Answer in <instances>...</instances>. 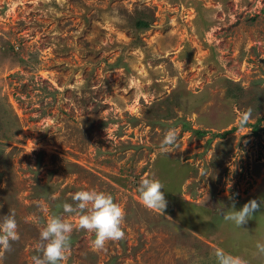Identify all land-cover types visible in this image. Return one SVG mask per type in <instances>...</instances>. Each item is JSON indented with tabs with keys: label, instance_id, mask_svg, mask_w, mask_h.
<instances>
[{
	"label": "rangeland",
	"instance_id": "374dc122",
	"mask_svg": "<svg viewBox=\"0 0 264 264\" xmlns=\"http://www.w3.org/2000/svg\"><path fill=\"white\" fill-rule=\"evenodd\" d=\"M151 175L172 190L163 214L137 192ZM93 189L125 211V238L101 251L62 208ZM252 200L246 224L224 220ZM10 211L20 239L0 264H32L49 216L74 225L62 264H217L216 248L264 264V0H0Z\"/></svg>",
	"mask_w": 264,
	"mask_h": 264
},
{
	"label": "clouds",
	"instance_id": "9594fccd",
	"mask_svg": "<svg viewBox=\"0 0 264 264\" xmlns=\"http://www.w3.org/2000/svg\"><path fill=\"white\" fill-rule=\"evenodd\" d=\"M179 147L177 129L169 128L160 144V151L168 154L173 148ZM162 182L154 175L142 178L137 192L144 207L159 213L164 212L167 201ZM73 204L62 205L64 213L76 214L78 227L87 232L94 233L92 241L94 251L105 249L109 241L118 242L125 238L122 228L125 218L124 209L114 202L111 194L97 190H81L72 195ZM260 204L256 200L249 201L240 210H236L235 203L225 209L223 218L226 222L233 223L238 228L246 224L254 212L258 211ZM18 225L15 213L10 211L8 215L0 217V248L9 250L11 243L18 241ZM74 225L60 216H49L46 225L40 232L41 255L32 257V264H62L70 251L71 234ZM257 253L264 255V243L257 242ZM214 255L217 264H248V261L240 256H234L225 252L222 248H216Z\"/></svg>",
	"mask_w": 264,
	"mask_h": 264
},
{
	"label": "trees",
	"instance_id": "16d2710c",
	"mask_svg": "<svg viewBox=\"0 0 264 264\" xmlns=\"http://www.w3.org/2000/svg\"><path fill=\"white\" fill-rule=\"evenodd\" d=\"M148 22L146 21V20H144V19H139L137 22H136V27H140V28H147L148 27ZM259 124H257V125H255L254 126V128H255V130L257 131L258 130V126ZM197 132V134L199 135V136H202V135H204L205 133L203 132V131H199V130H197L196 131ZM161 191H163L164 193H165V195H167L168 197H170L171 196V194H172V190L170 189V188H167V189H165V188H163ZM174 193V192H173ZM205 213V215L207 216V217H211V214H209L206 210L204 211ZM219 223L220 222H218V225H219Z\"/></svg>",
	"mask_w": 264,
	"mask_h": 264
}]
</instances>
